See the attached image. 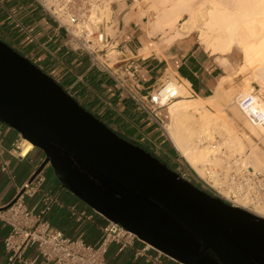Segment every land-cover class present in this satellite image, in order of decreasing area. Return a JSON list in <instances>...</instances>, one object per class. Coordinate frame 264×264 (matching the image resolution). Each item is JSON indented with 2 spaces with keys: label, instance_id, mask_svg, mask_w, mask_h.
<instances>
[{
  "label": "water",
  "instance_id": "1",
  "mask_svg": "<svg viewBox=\"0 0 264 264\" xmlns=\"http://www.w3.org/2000/svg\"><path fill=\"white\" fill-rule=\"evenodd\" d=\"M0 122L45 156L29 182L50 167L81 202L175 261L264 264V218L198 188L121 138L2 40Z\"/></svg>",
  "mask_w": 264,
  "mask_h": 264
},
{
  "label": "crops",
  "instance_id": "2",
  "mask_svg": "<svg viewBox=\"0 0 264 264\" xmlns=\"http://www.w3.org/2000/svg\"><path fill=\"white\" fill-rule=\"evenodd\" d=\"M139 8L135 0H124L115 10L116 33L112 43L117 54L115 60L106 62L105 68L93 63L84 52L72 50L65 31L33 0H0V40L29 58L116 133L153 142L160 125L145 110L149 95L166 79L175 77L180 83L188 82L192 96L207 97L218 85L222 68L216 57L194 40L162 45L160 34L150 33L149 16H140ZM130 15L133 17L127 21ZM144 47L150 49V54L144 56L141 51ZM156 114L163 119L160 111ZM20 138L17 131L0 122V264L7 259L4 240L10 233L9 225L1 219V211L30 181L45 157L35 147L25 157L11 155L9 151ZM3 160L8 162L7 171L3 170ZM46 169L49 171L50 167ZM44 176L45 181L35 195L26 197L27 205L38 213L44 207V195L55 197L57 202L46 214L52 228L67 238L96 245L108 220L64 189L57 179L48 184L47 174ZM73 211L84 216L78 218ZM150 253L157 255L155 251ZM35 256V248L25 254L28 260ZM115 264L149 262L145 258L136 259L134 250L129 249L116 255ZM161 264L181 263L164 254Z\"/></svg>",
  "mask_w": 264,
  "mask_h": 264
},
{
  "label": "bare ground",
  "instance_id": "3",
  "mask_svg": "<svg viewBox=\"0 0 264 264\" xmlns=\"http://www.w3.org/2000/svg\"><path fill=\"white\" fill-rule=\"evenodd\" d=\"M135 1L139 7L142 3L146 5L139 14L149 16L150 33L162 35L159 37L162 45L197 37L200 45L225 68L231 67L228 56L234 51L241 56L237 70L219 78L213 94L207 97L192 96L188 82L180 83L175 77L165 82L160 93H153L166 105L168 121L163 122V127L175 150L205 179L216 181L211 171L230 170L237 157L245 165L264 171V151L258 145V141L264 143V121L254 123L250 119L252 112L264 115V0ZM107 30L112 31L109 27ZM145 48L141 50L144 56L150 54V49ZM109 54L117 52L110 49ZM241 76L236 84L235 79ZM226 83L236 85L225 88ZM254 83L260 87L259 91L253 87ZM233 96L239 98L231 107L234 116L244 123L241 132L227 119L222 105V102L231 104ZM245 98H251L252 104L242 110L240 103ZM23 143L21 153L27 155L34 146L28 140ZM255 213L260 211L256 209Z\"/></svg>",
  "mask_w": 264,
  "mask_h": 264
},
{
  "label": "built area",
  "instance_id": "4",
  "mask_svg": "<svg viewBox=\"0 0 264 264\" xmlns=\"http://www.w3.org/2000/svg\"><path fill=\"white\" fill-rule=\"evenodd\" d=\"M33 1L43 13L51 17L57 27L65 31L68 45L72 50L82 51L93 63L102 68L106 67V62H110L109 50L116 49L112 43L116 33L115 10L124 0ZM108 27L112 31H108ZM101 57L104 61H101ZM165 82L155 91L160 93L166 86ZM154 92L149 95L145 110L153 114L156 122L162 126L163 121L156 113L165 109L166 105L153 97ZM251 104L252 99L245 98L241 101L240 108L249 109ZM250 119L254 123H261L264 121V115L260 112H252ZM20 137L18 144L9 153L25 157L26 155L21 153L25 139L21 135ZM2 163L3 170L7 171V160H3ZM231 163L230 170L217 168L211 171L216 181L198 176V182L213 196L264 218V171L245 165L241 157H237ZM44 181L45 176L42 172L32 182L26 183L14 202L6 205L1 211V219L10 227V233L4 240L7 254L4 264L18 262L36 264L39 260L41 261L39 264H109L106 261V254L113 244L117 247V254L133 249L136 259L145 258L149 264H161V257L164 255L162 252L139 240L131 231L109 220L103 228L101 240L96 245H88L82 239L67 238L61 231L53 229L46 214L57 199L44 195L42 198L44 207L38 213L25 201L26 197L35 195ZM256 209L260 213H255ZM73 214L78 218L84 216V213L77 214L75 211ZM137 243L142 244L141 247L137 246ZM30 248H35L36 256L28 260L25 254ZM151 251H155L157 255L153 256Z\"/></svg>",
  "mask_w": 264,
  "mask_h": 264
},
{
  "label": "rangeland",
  "instance_id": "5",
  "mask_svg": "<svg viewBox=\"0 0 264 264\" xmlns=\"http://www.w3.org/2000/svg\"><path fill=\"white\" fill-rule=\"evenodd\" d=\"M142 8L143 9L144 8L146 9V5L144 3L141 4L139 10L142 9ZM130 18H132V17L129 16L127 19L129 20ZM156 36H158V35H156ZM160 37H162V35H160ZM192 40L196 41L197 44L199 46H201L200 43H199V41H198V38L197 37L193 38ZM113 56H114V58H113ZM109 58L111 60H115L116 54L115 55H112V56L110 55ZM100 59H101V61H104V59L102 57ZM228 59L230 61L229 64H231V67L228 64L230 68L229 67L228 68H225V67H223V65L221 66L220 65V62L216 58V61L219 63V65L222 68L221 69V77L224 76V75H226L228 72L234 73L237 70V68H238L237 67L238 66L237 64L241 62V56H240V54L237 51H234L231 55H229L228 56ZM242 76L235 79L236 84L240 82ZM236 80H238V81H236ZM236 84L226 83V85H224V87L225 88H228V87H230V85L232 86V85H236ZM253 87H256L257 90L258 89L260 90V87L256 83H254ZM211 94H213V92H211L210 95ZM233 99H232L233 102L231 104L230 103L227 104L228 102L227 103H223L222 102V105H223V108H224L225 113L227 114V119L228 120L231 119L229 121L232 122L236 126V128H237V130H239V132H241V131H243L245 129L244 125H242L243 121L241 119H239V118H237V117L234 116V113H233L232 107H231V106H233V105H235V104L238 103V99L239 98L237 96H233ZM229 108H230V110L227 111V109H229ZM159 111L161 112V116L163 118L162 121L163 122H167L168 121L167 109L165 108V109H161ZM157 128H159V130L156 129L157 130L156 133L158 134V137L153 142H150L149 140L140 141V139H137V138H133V137L124 135L121 132H119L117 134L121 138H123V139H125V140H127V141H129V142H131V143H133L135 145H138V146L142 147L143 149H145L146 151H148L149 153H151L153 156H155L157 159H159L162 163L166 164L170 169H172L173 171H175L179 175H181V177H183L185 180L191 182L192 184H194L198 188L203 189L204 191L208 192L198 182V179H197L198 175H197V173L186 163V161L175 150L174 146L170 142V140H169V138H168V136H167V134L165 132V129L163 127V123H162V126H159ZM219 139L221 140L220 137H218V140ZM258 145L261 148V150L264 151V143L258 141ZM37 150L38 151H41L38 148H37ZM44 174H47V176H48V179H49L48 184L50 183L51 179H56V177H55V175H54V173H53V171H52L51 168H50L49 171L47 169H45L44 170ZM208 193L211 194L210 192H208ZM211 195H213V194H211Z\"/></svg>",
  "mask_w": 264,
  "mask_h": 264
},
{
  "label": "trees",
  "instance_id": "6",
  "mask_svg": "<svg viewBox=\"0 0 264 264\" xmlns=\"http://www.w3.org/2000/svg\"><path fill=\"white\" fill-rule=\"evenodd\" d=\"M117 255V247L115 244L111 245L106 254V261L109 264H115V258Z\"/></svg>",
  "mask_w": 264,
  "mask_h": 264
}]
</instances>
